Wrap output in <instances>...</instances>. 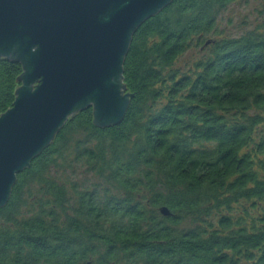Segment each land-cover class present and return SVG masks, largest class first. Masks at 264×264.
Returning <instances> with one entry per match:
<instances>
[{
    "label": "trees",
    "instance_id": "trees-1",
    "mask_svg": "<svg viewBox=\"0 0 264 264\" xmlns=\"http://www.w3.org/2000/svg\"><path fill=\"white\" fill-rule=\"evenodd\" d=\"M237 1L173 0L135 30L122 120L99 130L77 112L15 176L0 264H264V11L223 37ZM20 73L0 62V115Z\"/></svg>",
    "mask_w": 264,
    "mask_h": 264
},
{
    "label": "water",
    "instance_id": "water-1",
    "mask_svg": "<svg viewBox=\"0 0 264 264\" xmlns=\"http://www.w3.org/2000/svg\"><path fill=\"white\" fill-rule=\"evenodd\" d=\"M172 1L0 0V62L21 71L0 115V207L15 176L77 112L90 108L99 130L122 120L132 98L121 84L131 36Z\"/></svg>",
    "mask_w": 264,
    "mask_h": 264
},
{
    "label": "rangeland",
    "instance_id": "rangeland-1",
    "mask_svg": "<svg viewBox=\"0 0 264 264\" xmlns=\"http://www.w3.org/2000/svg\"><path fill=\"white\" fill-rule=\"evenodd\" d=\"M264 11V0H238L225 7L216 17V30L222 33L223 37L235 38L244 33L253 31ZM202 53L201 50H192L184 54L177 61V65H184L188 61H195ZM81 184H92L93 179L83 172H76L72 178Z\"/></svg>",
    "mask_w": 264,
    "mask_h": 264
}]
</instances>
